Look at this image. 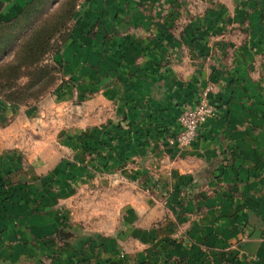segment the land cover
Listing matches in <instances>:
<instances>
[{
	"label": "crops",
	"instance_id": "0c3cea01",
	"mask_svg": "<svg viewBox=\"0 0 264 264\" xmlns=\"http://www.w3.org/2000/svg\"><path fill=\"white\" fill-rule=\"evenodd\" d=\"M32 1L0 0V21ZM71 27L65 77L110 112L69 123L58 143L100 132L101 173L77 177L53 151L13 176L0 128V264H264V0H78ZM207 84L215 113L177 150L179 110ZM92 177L117 183L116 224L129 231L67 246L70 202Z\"/></svg>",
	"mask_w": 264,
	"mask_h": 264
},
{
	"label": "rangeland",
	"instance_id": "374dc122",
	"mask_svg": "<svg viewBox=\"0 0 264 264\" xmlns=\"http://www.w3.org/2000/svg\"><path fill=\"white\" fill-rule=\"evenodd\" d=\"M77 2L34 0L16 19L0 23V128L7 129L5 137L12 141L13 176L32 167L27 158H39L43 154L49 155L43 158H49L53 151L57 159L70 161L66 164L79 167L77 177L101 173L103 150L100 147L103 143L100 132L92 136L84 131L73 134L69 137L70 147L65 144L62 148L58 143L59 137L62 140L66 135L69 123L79 126L102 124L101 121L110 112V108L102 106L100 100L98 103L93 101L92 105L87 103L98 90H81L80 86L65 77L66 62L60 58L71 39V23ZM215 23L221 22L204 21V31H216L217 34L220 28ZM243 38L244 33H240L235 41ZM233 39L225 38L230 42ZM191 40L195 41L196 37L192 36ZM206 88L211 91L210 84ZM106 134L109 141L113 140L114 132ZM74 141L75 146L72 145ZM92 178L89 183L77 185L76 197L70 202L73 221L68 225L76 227H65L60 234V240L67 246L70 243L80 245L92 237L108 240L113 238L110 234L117 238V234L129 231L116 224L122 204L117 198V183ZM12 184L21 189L26 183L15 181ZM127 199L125 197L124 201ZM129 249L126 245V252ZM166 262L169 261L160 264Z\"/></svg>",
	"mask_w": 264,
	"mask_h": 264
},
{
	"label": "built area",
	"instance_id": "2783aa9c",
	"mask_svg": "<svg viewBox=\"0 0 264 264\" xmlns=\"http://www.w3.org/2000/svg\"><path fill=\"white\" fill-rule=\"evenodd\" d=\"M209 89L201 90L195 99V102L190 107H185L179 110L177 123L179 130L173 136L167 138V144L174 146L177 150H182L189 146L195 139L198 129L212 118L215 113V108L208 101ZM243 236L241 239H245Z\"/></svg>",
	"mask_w": 264,
	"mask_h": 264
},
{
	"label": "trees",
	"instance_id": "16d2710c",
	"mask_svg": "<svg viewBox=\"0 0 264 264\" xmlns=\"http://www.w3.org/2000/svg\"><path fill=\"white\" fill-rule=\"evenodd\" d=\"M33 2V1H32ZM31 2V3H32ZM30 4H28L21 12H20V14L18 15V16H20L23 12H24V10L29 6ZM18 16H16L14 19H16ZM14 19H12V20H14ZM12 20H9V21H12ZM9 21H7V22H9ZM6 22V21H5ZM0 23H1V21H0Z\"/></svg>",
	"mask_w": 264,
	"mask_h": 264
}]
</instances>
